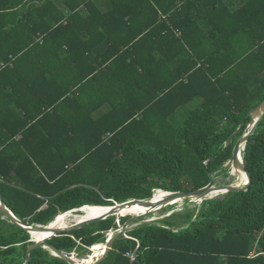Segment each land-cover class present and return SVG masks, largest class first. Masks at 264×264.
I'll return each mask as SVG.
<instances>
[{
  "label": "trees",
  "instance_id": "16d2710c",
  "mask_svg": "<svg viewBox=\"0 0 264 264\" xmlns=\"http://www.w3.org/2000/svg\"><path fill=\"white\" fill-rule=\"evenodd\" d=\"M0 62V196L16 218L158 200L228 176L264 100V0H0ZM241 156L246 190L138 223L100 264H264V115ZM128 216L47 243L100 252ZM30 244L0 210V264ZM28 264L68 263L37 248Z\"/></svg>",
  "mask_w": 264,
  "mask_h": 264
},
{
  "label": "water",
  "instance_id": "95a60500",
  "mask_svg": "<svg viewBox=\"0 0 264 264\" xmlns=\"http://www.w3.org/2000/svg\"><path fill=\"white\" fill-rule=\"evenodd\" d=\"M249 115H250L249 123L246 126V128L244 129L243 133L238 137L235 144L233 145L231 157L228 161V165L232 166V168H234L237 171L236 172L237 176H238V174H243L244 177H246V182L242 185L227 184V185L216 186V185H214L213 177L211 175H209L210 179H209V182L206 186L195 189V190H189V191H176V192L165 191L167 193V196H165L162 200H160V202H159V200L155 202L153 200V194H152L151 198L147 199V200L146 199H142V200L141 199H129V200L124 201V202L114 203L112 206H92V207L103 208V209H105V211L102 212L101 214L97 215V216L90 217V218L75 222L66 228H58V229H51L49 227L50 224H47V225H38V224L25 225V224H23V222H21L18 218H16L13 215V213L5 206V204L2 201L1 196H0V210L3 213V215L5 216V218L8 219L11 223L18 226L19 228L23 229L25 232H27L30 235L31 244L26 248L24 264H28L30 252L34 249H37V248H43L45 250H48L52 256L58 257L64 261H66L68 264H78L76 262V259L72 256V254L68 255V254H65L63 251H59L54 246L47 243V240H49L51 237L67 233V232H70L72 230H77L84 225H88L90 223H93V222H96L99 220H103L109 216H115L117 218L118 215H121L123 210L129 209L132 206H134L135 204H139L141 206L148 207V208H150V210H152L153 208L157 207L160 204H167L169 201H174V200H189V201H191L193 199L202 201L204 199H207V197L213 198L212 196H210L211 193H213V192L219 191L218 193H221L220 195H223L229 191L246 190V188L248 187V185L250 183V177H249V173L244 168V164H243L241 155H242V150L244 148L246 141L248 140V138L250 136H252L254 134V132L258 126V123L260 122L262 116L264 115V100H262L256 106H254L249 111ZM242 123H243V121H241V124ZM238 131H239V128L236 131H234L227 138V140L225 142V146H227L233 140L234 136L238 133ZM220 191H224V192H220ZM88 206L89 205H85L83 207H88ZM156 209H158V208H156ZM78 210H79V208L73 209L70 211H71V213H80ZM155 211H157V210H155ZM150 213H151V211H149L148 213H145V214H141V215L128 216L127 220L119 227L118 230H116L113 234L108 235V237L105 241V244H104V250L102 251V253L97 258L94 257V260L91 264H100L106 258L107 253L111 249V246H112V243L114 242V240L117 239L119 236L124 235L127 228L129 226H131L132 224L136 223L135 221L137 219H139V218H141L147 214H150ZM120 217H123V216H120ZM55 218H56V216L54 217V219ZM116 221L118 222V219H116ZM152 221L153 220L139 221L138 223H148V222H152ZM33 232L45 233L46 236L42 237L40 240H33L31 238V233H33Z\"/></svg>",
  "mask_w": 264,
  "mask_h": 264
},
{
  "label": "rangeland",
  "instance_id": "374dc122",
  "mask_svg": "<svg viewBox=\"0 0 264 264\" xmlns=\"http://www.w3.org/2000/svg\"><path fill=\"white\" fill-rule=\"evenodd\" d=\"M243 150H244V148H243ZM225 166H227V168L229 170L228 176H224L221 173H216V175L213 176L214 185H216V186L227 185V184H235V185H237V183H238L236 181L237 173H235L233 171L234 168H232V166L229 167L228 162L225 164ZM218 196H222V195H220V194L217 195V196L213 195L212 197H218ZM207 198H209V197H207ZM178 201H180V202H178ZM200 202H201V200L199 201V200H196V199H193L191 201L188 200L187 204H184V200H176V201H173V202H169L167 205L162 207L159 211L147 214V215L137 219L135 221L136 223H134L131 226H129L127 228V230H130L131 228L136 226L139 221H148V220L155 221V220H158V219H162V218H164V217H166V216H168V215H170V214H172L174 212L177 213V212L183 211L185 206L187 208H189V209H192L194 207H198ZM128 210L129 211H127V212H129V216H135V215L143 214L144 212H146L149 209H147V207H145V206H142V207H139V208H129ZM75 214H78V213H75ZM94 214L97 215L98 213L94 212ZM72 220H73V218H71V217L67 218V222H68L69 225L77 222L76 220L75 221H72ZM117 226H118V228H117V230H118L121 225L118 224ZM115 231H113V230L108 231L107 234H106V239H107V237L109 235V232H111V234H113ZM96 248L97 247H93L92 249L89 248L88 253H86V254L78 255L77 253H74V254H72V256L79 262V264H91L93 262V260H94V257H96L97 255L100 254V252L92 253V251H96ZM89 254H91V255H89Z\"/></svg>",
  "mask_w": 264,
  "mask_h": 264
},
{
  "label": "bare ground",
  "instance_id": "6f19581e",
  "mask_svg": "<svg viewBox=\"0 0 264 264\" xmlns=\"http://www.w3.org/2000/svg\"><path fill=\"white\" fill-rule=\"evenodd\" d=\"M235 173L237 172L235 169L233 170ZM236 181L238 182L237 183V185H242V184H244L245 182H246V177H244V175L243 174H238V176H237V178H236ZM219 191H217V192H213V193H211V195L210 196H213V195H215V196H217V195H219V194H221V193H218ZM220 192H224V191H220ZM165 196H167V194L166 195H164L163 197H161L160 199H158L159 200V202H160V200H162ZM153 200L156 202V201H158V200H155V196H154V193H153ZM174 201H176V200H174ZM200 201V200H199ZM169 202H173V201H169ZM168 202V203H169ZM178 202H180V201H178ZM167 203V204H168ZM167 204H160V205H158L157 207H155V208H153L152 210H150V208H148L147 207V209H149V210H147L146 212H144L143 214H145V213H148L149 211H151V213H153V212H156L155 210H157V211H159L162 207H164L165 205H167ZM139 207H142L141 205H139V204H135L134 206H132L131 208H139ZM84 208H97L98 209V207H92V206H88V207H82V208H79V212H82V210L84 209ZM156 208H158V209H156ZM100 209H102V211L99 213V214H101L102 212H104L105 211V209H103V208H100ZM127 211H129L128 209H125V210H123L122 211V213H125V212H127ZM153 211V212H152ZM68 213H71V211H69V212H66V213H60V214H58L57 216H56V220H55V222L52 224V222L54 221V220H52L49 224V227L51 228V229H58V228H66V227H68V222H67V218L68 217H71V218H73V220L72 221H81V220H84V219H87V218H90V217H94V216H97V215H99V214H90V215H86V214H82V213H78V214H75V213H72V214H68ZM121 213V214H122ZM62 214H68V215H65V216H62V217H59L60 215H62ZM141 215V214H140ZM119 216V215H118ZM59 217V218H58ZM110 234L109 235H111V232H109ZM44 236H46V234L45 233H38V232H33V233H31V238L33 239V240H40L42 237H44ZM104 250V248L100 251V254L102 253V251ZM99 254V255H100ZM99 255H97L95 258H97ZM76 262L79 264V262L76 260Z\"/></svg>",
  "mask_w": 264,
  "mask_h": 264
},
{
  "label": "built area",
  "instance_id": "2783aa9c",
  "mask_svg": "<svg viewBox=\"0 0 264 264\" xmlns=\"http://www.w3.org/2000/svg\"><path fill=\"white\" fill-rule=\"evenodd\" d=\"M4 64L2 63V62H0V67H2ZM129 257H130V259L131 260H133L134 258H133V255L131 254V255H129Z\"/></svg>",
  "mask_w": 264,
  "mask_h": 264
},
{
  "label": "clouds",
  "instance_id": "9594fccd",
  "mask_svg": "<svg viewBox=\"0 0 264 264\" xmlns=\"http://www.w3.org/2000/svg\"><path fill=\"white\" fill-rule=\"evenodd\" d=\"M118 218V217H117ZM117 224H118V222H117Z\"/></svg>",
  "mask_w": 264,
  "mask_h": 264
},
{
  "label": "flooded vegetation",
  "instance_id": "af4514ba",
  "mask_svg": "<svg viewBox=\"0 0 264 264\" xmlns=\"http://www.w3.org/2000/svg\"><path fill=\"white\" fill-rule=\"evenodd\" d=\"M230 167V166H229Z\"/></svg>",
  "mask_w": 264,
  "mask_h": 264
}]
</instances>
